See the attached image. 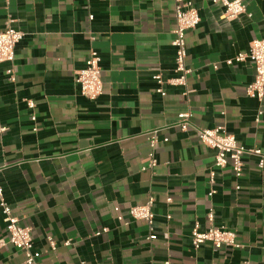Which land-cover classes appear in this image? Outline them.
Masks as SVG:
<instances>
[{"label":"crops","instance_id":"1","mask_svg":"<svg viewBox=\"0 0 264 264\" xmlns=\"http://www.w3.org/2000/svg\"><path fill=\"white\" fill-rule=\"evenodd\" d=\"M191 1L200 17L186 38L192 73L174 86L175 0H0V32L11 24L24 33L14 62L0 64L1 184L31 229L36 264H264V168L244 157L237 178L197 135L224 127L264 151V101L247 91L254 64H227L264 39V0H245L246 13L231 21L221 5ZM92 50L103 81L93 101L76 83ZM187 111L183 132L178 115ZM153 132L158 165L143 171ZM150 199L152 232L130 215ZM210 212L241 249L193 246ZM25 261L12 246L0 251V264Z\"/></svg>","mask_w":264,"mask_h":264},{"label":"built area","instance_id":"2","mask_svg":"<svg viewBox=\"0 0 264 264\" xmlns=\"http://www.w3.org/2000/svg\"><path fill=\"white\" fill-rule=\"evenodd\" d=\"M213 4L221 5L224 8L223 18L231 21L235 20L246 13L245 0H207ZM93 19V17H91ZM175 22L174 30L175 39L173 46L176 50V68L178 75L176 79L169 83L174 86H185L188 76L192 73L187 66V33L197 28L200 24V17L197 8L191 0H175ZM24 39V33L13 28L10 24L4 31L0 32V64L12 63L15 60L16 47ZM94 40V38H92ZM251 60L255 67V80L248 87V95L260 102L264 101V39L253 41L247 53L237 55L234 59L227 61L228 65L234 63H242ZM12 74V71L9 72ZM14 80V78L12 79ZM156 80L162 84L161 78L158 76ZM76 83L80 89L81 95L89 100H96L103 92L102 71L98 53L90 52V56L83 69L77 72ZM158 92L162 94V89ZM29 108L33 109L35 104L28 103ZM263 112L260 111L256 121L259 122ZM35 117L32 120L35 121ZM178 127L186 132L191 126V113L189 111L182 112L178 115ZM8 129L0 124V135L4 134ZM36 131V129H34ZM200 142L207 147L216 151L215 166L223 169L231 166L233 173L237 178L242 177L244 173V157L255 156L259 159L258 167L264 168V151L259 148H246L238 144L236 137L227 133L224 127H217L213 130L199 129L197 131ZM158 144L156 133L149 134V145L151 152L148 155V165L142 170L146 171L157 167L158 163L155 156V150ZM1 173V172H0ZM213 181L214 174L211 175ZM214 194V192H212ZM153 199H150L145 205L134 207L130 210V215L137 219L143 220L151 227L154 222V214L152 212ZM0 210L3 215V221L6 225V238H0V251L6 246H12L26 255V264H36L39 254L34 251V244L31 229L20 226L19 219L14 215L12 207L6 201L4 189L1 184L0 176ZM210 227L206 232H200L196 228L192 233V244L198 249L202 245L209 244L215 250L230 249L239 250L242 246L237 241V235L230 231L227 227H216L214 225V214H208ZM101 233H97L100 235ZM152 236L148 238L150 240ZM50 245L55 250L57 245L52 240ZM69 243H66L68 245ZM163 264H171L167 261ZM245 264H249L246 262Z\"/></svg>","mask_w":264,"mask_h":264}]
</instances>
